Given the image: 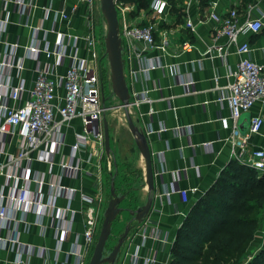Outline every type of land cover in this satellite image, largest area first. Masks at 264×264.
<instances>
[{"label":"built area","instance_id":"2783aa9c","mask_svg":"<svg viewBox=\"0 0 264 264\" xmlns=\"http://www.w3.org/2000/svg\"><path fill=\"white\" fill-rule=\"evenodd\" d=\"M218 1L212 0L213 5ZM78 2L87 7L89 17L98 0ZM115 4L124 46L125 77L131 95L128 109L131 111L149 104V113H153L155 100L150 97L149 91L135 89V84L139 77L146 78L152 70L168 68L171 75L178 73L176 67L165 66L160 55L155 56L166 54L168 46L167 41H158L155 20L170 14L172 4L169 0H152L148 9L151 19L144 25L127 21V14L133 9L130 3L115 0ZM45 9L47 13L50 10ZM58 16L69 20L65 11L56 12ZM210 17L218 25L216 38L226 37L229 44L237 46L238 54L244 56L232 74L233 81L220 88L225 93L219 101L226 100L231 110L232 139L240 140L235 144L241 151L239 154L232 151L231 156L264 172V149L251 152L246 149L251 137L263 130V117L253 116L245 135L239 129L240 117L249 113L255 104H264V66L250 57L251 46L247 42L240 43V38L259 33L263 23L261 19L248 18L240 24V13L236 8L224 15L212 12ZM32 36L33 44L23 48L24 53L17 61L15 54L22 47L20 40L12 44L11 52L6 57L2 58L0 54V65L5 69V76L0 79V249H13L16 264H30L34 256L41 257L43 264H48L49 248H37L25 243L21 236L29 233L35 225L40 226L41 234L52 228L57 251L61 252L74 232L76 216L81 214L84 230L81 235L76 234L68 254L74 258L71 264H88L90 258L87 252L97 239L107 204L102 187V161L106 154L103 118L107 98L101 70V51L97 38L91 32L82 35L60 32L54 43L40 41L38 34ZM80 42L85 56L78 54ZM191 48L189 42L182 46L184 51ZM212 51L213 47L208 50ZM217 51L219 56H226L224 47H217ZM41 56L57 61L53 66L43 65ZM28 58L37 61V76L33 85L29 87L23 80L14 85L12 70L22 72ZM61 67L64 68L63 72L59 70ZM183 84L187 92L194 91L192 79L185 80ZM11 101L14 102L13 106H10ZM163 131L166 128L160 126L158 133ZM145 133L147 136L154 133L151 125H148ZM153 156L157 158L160 172L163 173L164 152ZM111 158L112 155L107 156L108 174H111ZM39 166H45V169L40 170ZM84 177L91 178L92 194L65 183L68 180H83ZM170 190L173 194H179L183 201H188V190L180 189L176 184H172ZM167 195L169 199L170 194ZM76 201L81 203L80 210L75 208ZM32 216H35V221ZM46 219L49 220L48 225ZM142 231L144 243L150 236L161 244L171 246L168 236L157 229H148L149 233L146 228ZM144 243L136 246L131 255V264L156 262V254L146 256L141 253Z\"/></svg>","mask_w":264,"mask_h":264},{"label":"crops","instance_id":"0c3cea01","mask_svg":"<svg viewBox=\"0 0 264 264\" xmlns=\"http://www.w3.org/2000/svg\"><path fill=\"white\" fill-rule=\"evenodd\" d=\"M143 1L147 4V8H140L130 3L133 9L126 18L131 24L144 25L151 19L148 9L152 0ZM169 1L172 4L171 13L155 20L158 41L168 43L166 54L155 56L160 55L163 64L176 67L178 73L171 75L168 68H164L150 71L146 78L139 77L135 89L149 91L150 97L155 100L152 105L154 112L149 113L151 108L149 104L131 110L134 114L131 113L132 117L139 121L138 125L144 132L148 125H151L154 133L147 136L149 144L153 155L164 152V170L163 173L160 172L159 162L156 161L157 158L154 159L156 190L153 210L142 225H137L136 233L122 248L119 264H131V255L136 246L144 243L143 228H146L147 232L148 229L154 228L166 234L173 246L177 231L191 207L215 184L231 161L240 163L231 156L232 151L239 154L241 148L235 144L240 140L232 139L233 121L230 106L226 100L219 101V99L225 93L220 88H224L233 81L232 74L244 56L238 54L237 46L229 44L226 37L216 38L218 25L210 17L212 12L224 15L236 8L240 13V24L248 18L261 19L262 30L259 33L242 36L240 43L247 42L251 46L250 57L264 66V0H219L216 5H213L212 0ZM45 8H50L48 13ZM94 8L87 17V7L78 0H0V54L2 58L11 52L12 44L20 40L22 47L15 54L17 61L24 53L23 48L33 44L32 34H38V39L42 42L47 40L54 43L60 32L77 35L91 32L97 38L100 47L101 67H105L104 61L107 58L105 57L104 38L107 33V23L103 14L104 20L94 14ZM58 11H65L69 20L65 21L60 16L56 17ZM185 42L192 45L190 50H182ZM80 45L78 54L85 56L81 42ZM219 46L226 49V56L218 55L217 47ZM212 47L213 51L208 52ZM40 61L43 65L53 66L57 60L41 56ZM138 65L141 67V62ZM24 67L20 73L12 70L13 84L17 85L23 80L31 87L37 76V61L28 58L25 60ZM59 70L63 72L64 68L61 67ZM4 74L5 69L0 65V79L5 76ZM189 79H192L194 85L192 92H187L183 84ZM13 105L14 102L11 101L10 106ZM256 115L264 119V104H255L249 114L240 117L241 133L247 130L249 121ZM160 126H164L166 131L158 133ZM127 133L133 137L129 127ZM246 149L249 152L264 149V127L261 133L251 137L246 144ZM66 151L68 152V149ZM140 158L141 164H144L143 157L140 156ZM125 167L122 172L126 171ZM38 168L44 170L45 166ZM122 174L124 175L125 172ZM127 175L128 179H123L122 175L118 179V189L122 188L124 192L129 188L128 185L135 181V179L133 181L130 179L128 172ZM110 176L111 174L107 173L102 177L105 198H107L106 193H110V188H106ZM65 183L82 189L85 193H93L90 177H84L83 180H68ZM172 184H176L180 189L188 190L187 202L183 201L179 194L171 192ZM143 190L147 198L146 183ZM168 193L170 194L169 199ZM75 208L80 210L81 203L76 201ZM31 218L33 221L36 219L35 216ZM45 223L48 225L49 220L46 219ZM83 230V215L78 214L74 232L70 234L61 252L57 251V242L53 237L52 228H48L45 234H41L40 226H32L29 233L21 236V240L37 248L47 246L49 248L48 264H71L74 258L68 254V251L76 234L81 235ZM137 232L139 233L136 236ZM171 246L161 244L148 236L141 247V253L146 256L156 254V262L153 264H170ZM263 247L264 236L261 235V230H258L249 244L248 256L257 254ZM141 262L143 264V261ZM0 264H16L15 251L0 249ZM30 264H43V259L34 256Z\"/></svg>","mask_w":264,"mask_h":264},{"label":"trees","instance_id":"16d2710c","mask_svg":"<svg viewBox=\"0 0 264 264\" xmlns=\"http://www.w3.org/2000/svg\"><path fill=\"white\" fill-rule=\"evenodd\" d=\"M124 1L147 8L143 0ZM115 174L116 182L118 170ZM263 211L264 172L231 161L187 213L170 264H237L260 228ZM246 264H264V248Z\"/></svg>","mask_w":264,"mask_h":264},{"label":"water","instance_id":"95a60500","mask_svg":"<svg viewBox=\"0 0 264 264\" xmlns=\"http://www.w3.org/2000/svg\"><path fill=\"white\" fill-rule=\"evenodd\" d=\"M100 8L107 23V33L104 38V45L105 56L110 67L111 88L113 94L120 101V107L124 109L128 127L134 137L135 144L144 159L145 183L148 188L147 201L144 205L137 206L136 208H126L123 207L122 204L127 200L128 194L119 191L115 182L116 175L110 183L109 199L107 200L103 212L100 231L88 264H118L122 248L126 244L129 234L136 225H142L153 210L155 202L154 193L156 190V171L154 168L155 157L153 156L148 137L143 129L139 127V121L134 120L128 109L131 95L125 77L124 46L123 40L120 36V20L115 0H100ZM249 127L250 121L247 130L242 131V134H246ZM104 134L105 151L107 156H111L112 151L109 125L106 118H104ZM124 212L130 214L132 219L125 227L124 233L119 236L116 244L114 246H109L114 224Z\"/></svg>","mask_w":264,"mask_h":264},{"label":"rangeland","instance_id":"374dc122","mask_svg":"<svg viewBox=\"0 0 264 264\" xmlns=\"http://www.w3.org/2000/svg\"><path fill=\"white\" fill-rule=\"evenodd\" d=\"M94 11H95L94 12L95 15L96 14L99 15V17L103 19L101 8H100V0H98V2L96 3ZM104 65L105 67H102V74H103L102 76L104 80L105 95L107 98V101L105 103L107 110L105 112L104 118L107 119L108 125H109L111 151H112V158H111L112 159V163H111V166H112L111 174L112 175L110 176L109 180L111 181L113 175L116 173L117 170L119 173V176L117 177V181H116L117 187H118V179L120 175L123 176V179H128V175H127V172H128L130 179H132V181L133 179H135V181L132 184L128 185L130 187L125 191L126 193H128V196L130 197L128 201L126 200V202L122 204V206L126 208L127 207L136 208L137 206L144 205L147 201V198L143 190L145 188V163L141 164V158H140L141 155L135 144V140L131 135H129L130 133H127L128 125H127V121L125 118L124 109L119 107L120 101L118 100V98L115 95H112L113 92L111 91L110 71H109V65H108L107 60L104 61ZM132 115L134 114L132 113ZM124 167L126 171H124L125 174L123 175L122 173L124 172H122V170L124 169ZM102 169H103L104 174L109 173L107 170V154H105L103 158ZM108 181L106 183V188H110L109 186L110 181L109 182ZM108 194L110 193L108 192L106 193L107 200L109 199ZM131 219H132V216H130V214H128L127 212H124L120 215V217L117 219V221L114 224L113 233L110 238L109 246H114L116 244V242L119 239V236L124 233L125 227L127 226V224L129 223ZM101 223L102 222L100 221L98 232L100 231ZM135 228H137V226H135ZM135 228L131 232L132 234L131 233L129 234L128 240L130 239L132 235H134V233H136ZM259 230H261V235L264 236L263 213L261 215ZM95 243L89 247L88 252H87V257H89V254L93 251ZM263 248H261V250ZM248 252H249V248L246 249L245 254L238 260L237 264H246L255 255L259 253L258 252L255 255L248 256Z\"/></svg>","mask_w":264,"mask_h":264},{"label":"flooded vegetation","instance_id":"af4514ba","mask_svg":"<svg viewBox=\"0 0 264 264\" xmlns=\"http://www.w3.org/2000/svg\"><path fill=\"white\" fill-rule=\"evenodd\" d=\"M103 121H104V118H103Z\"/></svg>","mask_w":264,"mask_h":264}]
</instances>
